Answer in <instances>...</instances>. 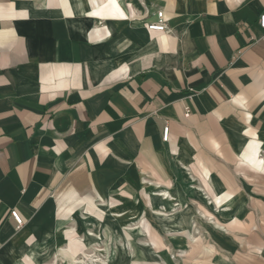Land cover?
Returning a JSON list of instances; mask_svg holds the SVG:
<instances>
[{"label":"crops","instance_id":"obj_1","mask_svg":"<svg viewBox=\"0 0 264 264\" xmlns=\"http://www.w3.org/2000/svg\"><path fill=\"white\" fill-rule=\"evenodd\" d=\"M158 9L166 33L146 29ZM262 14L264 0H0V264L73 263L87 246L60 250L62 225L142 176L182 188L183 172L205 222L188 264H264Z\"/></svg>","mask_w":264,"mask_h":264},{"label":"rangeland","instance_id":"obj_2","mask_svg":"<svg viewBox=\"0 0 264 264\" xmlns=\"http://www.w3.org/2000/svg\"><path fill=\"white\" fill-rule=\"evenodd\" d=\"M181 176L182 179L179 178ZM179 177L182 188L171 183L172 188L167 187L171 188L170 203L164 204L158 196V199L152 200L154 210L149 207L145 192L159 195L163 193L159 189L164 188H154L146 176L140 178L141 185L137 188L125 185L113 190L110 199L121 204L109 209L106 206L107 200H100L99 206L103 207L101 211L91 210V214L81 211L74 220L62 225L60 231L64 242L60 250L70 252L79 238L87 247L82 257L74 258L69 253L72 255L69 260L73 259L74 262L76 259V263L70 264H107L117 248L125 250L130 260H136V264H188L202 243L204 232L201 226L205 222L201 219V213L204 215V212L198 203L195 180L188 172H183ZM124 192L130 196H123ZM117 214L119 217H114ZM182 219L190 223V234L178 228ZM67 232L71 233L70 237L66 236ZM90 233L94 236H88ZM148 240L156 244V247H152ZM99 247L103 249L98 250ZM169 259L171 261L167 262ZM65 260L60 259L59 264H66Z\"/></svg>","mask_w":264,"mask_h":264},{"label":"built area","instance_id":"obj_3","mask_svg":"<svg viewBox=\"0 0 264 264\" xmlns=\"http://www.w3.org/2000/svg\"><path fill=\"white\" fill-rule=\"evenodd\" d=\"M153 14L156 16L157 20L155 22L146 24L147 31L154 33H164V32L166 33L167 27H166V20L163 11L158 9ZM259 24L261 28H264V14L260 16ZM184 116L185 117L188 116V110L185 111ZM167 137H168V126H165L163 128V135H162L163 141H166ZM10 216L15 221L18 228L22 226L21 217L15 210L10 211Z\"/></svg>","mask_w":264,"mask_h":264},{"label":"bare ground","instance_id":"obj_4","mask_svg":"<svg viewBox=\"0 0 264 264\" xmlns=\"http://www.w3.org/2000/svg\"><path fill=\"white\" fill-rule=\"evenodd\" d=\"M145 194H146V196H147V198H148V200H149V203H150V206L149 207H151V210H154L153 209V207H152V199H151V197L153 196L152 194H148L147 192H145ZM157 194V193H156ZM155 195V194H154ZM157 196H159V197H161V202H163L164 204H165V202H170V195H169V193H167V192H163L162 194H159V195H157ZM164 208V207H163ZM165 209V208H164ZM112 216V215H111ZM114 217H119L118 215H115ZM180 224V223H179ZM88 236H94V234H88ZM97 239H99V238H97ZM85 255V254H84ZM85 257H87V256H85ZM84 260V259H83ZM78 261V260H77ZM85 262V261H84ZM99 262V261H98ZM74 263V262H73ZM76 263V262H75Z\"/></svg>","mask_w":264,"mask_h":264}]
</instances>
